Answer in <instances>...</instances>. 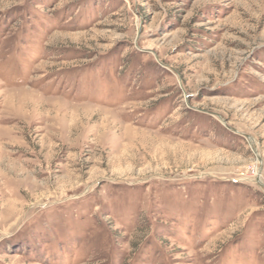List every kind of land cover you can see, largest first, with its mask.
<instances>
[{"label": "rangeland", "instance_id": "1", "mask_svg": "<svg viewBox=\"0 0 264 264\" xmlns=\"http://www.w3.org/2000/svg\"><path fill=\"white\" fill-rule=\"evenodd\" d=\"M0 264H264V0H0Z\"/></svg>", "mask_w": 264, "mask_h": 264}]
</instances>
